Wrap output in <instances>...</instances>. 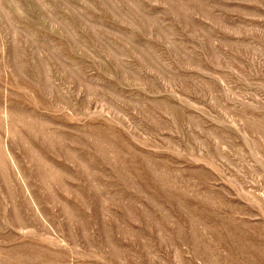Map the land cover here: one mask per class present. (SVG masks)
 Wrapping results in <instances>:
<instances>
[{
	"label": "rangeland",
	"instance_id": "obj_1",
	"mask_svg": "<svg viewBox=\"0 0 264 264\" xmlns=\"http://www.w3.org/2000/svg\"><path fill=\"white\" fill-rule=\"evenodd\" d=\"M0 264H264V0H0Z\"/></svg>",
	"mask_w": 264,
	"mask_h": 264
}]
</instances>
